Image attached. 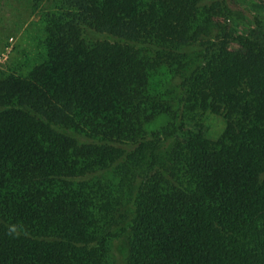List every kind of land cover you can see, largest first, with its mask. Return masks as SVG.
<instances>
[{"label": "trees", "instance_id": "16d2710c", "mask_svg": "<svg viewBox=\"0 0 264 264\" xmlns=\"http://www.w3.org/2000/svg\"><path fill=\"white\" fill-rule=\"evenodd\" d=\"M34 1L44 50L0 70V264H118L122 236L123 264H264L262 22L233 36L230 0Z\"/></svg>", "mask_w": 264, "mask_h": 264}, {"label": "rangeland", "instance_id": "374dc122", "mask_svg": "<svg viewBox=\"0 0 264 264\" xmlns=\"http://www.w3.org/2000/svg\"><path fill=\"white\" fill-rule=\"evenodd\" d=\"M229 17L222 18V24L229 28L233 36L246 34L255 21L264 26V0H230ZM48 2L36 5L34 0H0V70L9 72L15 69L26 70L27 66L43 52L45 33L42 28V15L48 10ZM264 28V27H263ZM234 46V43H231ZM205 125L208 133L216 136L222 128L221 118L205 115L196 119ZM160 118L150 128L166 123ZM189 125L191 124L189 120ZM191 126V125H190ZM126 237L113 243V257L123 264L127 249Z\"/></svg>", "mask_w": 264, "mask_h": 264}]
</instances>
